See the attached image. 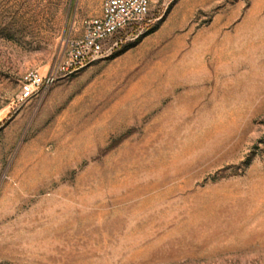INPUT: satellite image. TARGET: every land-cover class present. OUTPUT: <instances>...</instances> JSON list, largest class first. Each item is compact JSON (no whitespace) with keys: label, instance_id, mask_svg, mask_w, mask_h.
I'll return each mask as SVG.
<instances>
[{"label":"rangeland","instance_id":"1","mask_svg":"<svg viewBox=\"0 0 264 264\" xmlns=\"http://www.w3.org/2000/svg\"><path fill=\"white\" fill-rule=\"evenodd\" d=\"M103 0H0V264H264V0H152L21 100Z\"/></svg>","mask_w":264,"mask_h":264},{"label":"built area","instance_id":"2","mask_svg":"<svg viewBox=\"0 0 264 264\" xmlns=\"http://www.w3.org/2000/svg\"><path fill=\"white\" fill-rule=\"evenodd\" d=\"M152 0H103L98 15L85 20L80 34L68 40L61 54L45 76L30 72L24 77L19 97L30 98L40 88L52 84L58 76H67L107 54V45L122 31L135 30L147 24Z\"/></svg>","mask_w":264,"mask_h":264}]
</instances>
